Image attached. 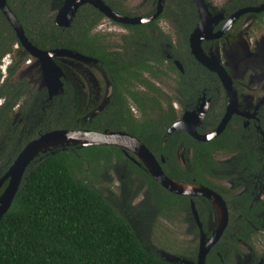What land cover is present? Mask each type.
Returning a JSON list of instances; mask_svg holds the SVG:
<instances>
[{
    "label": "flooded vegetation",
    "instance_id": "obj_1",
    "mask_svg": "<svg viewBox=\"0 0 264 264\" xmlns=\"http://www.w3.org/2000/svg\"><path fill=\"white\" fill-rule=\"evenodd\" d=\"M106 1L104 4L116 14L143 20L123 23L102 13L99 25L109 22L121 29L103 33L108 50L123 51L128 40L136 39L135 52L141 65L145 61V69L139 70L129 88L145 105L144 110L122 88L120 96H115L107 68L102 69L97 59L94 63L66 56L56 58L64 65H68V60L80 66L93 65L103 76L99 104L106 109L109 123H120L115 111L121 109V101L136 113L130 111L136 124L150 118L158 127L165 125L166 120L162 119L166 116L173 118L164 126V141L170 137L166 148L184 173L171 179L190 189L206 190L200 195L169 192L183 200L171 201L166 219L177 218L198 239L196 249L189 252L193 261L201 239L208 241L223 226L210 245L204 264H264V0ZM134 25H138L136 31L131 29ZM64 77L59 94L64 92ZM21 82L29 86L25 78L18 84ZM28 88L25 96L31 93ZM41 90L46 91L47 101L52 100L45 87ZM37 92L31 95L35 101L39 99ZM72 92L77 97L81 95L78 87ZM114 97L119 100L117 103L113 102ZM30 99L22 120L15 123L12 118L11 135H28L32 132L31 123L41 120L38 115H31ZM20 101L15 105L18 111ZM43 101L42 98L34 105ZM93 117L83 119L90 121ZM179 120H183L181 129L168 133ZM190 129L201 136L216 134L199 140L188 132ZM123 154L142 166L133 154ZM153 156L160 166L165 163L162 154ZM3 185L5 188L7 180ZM176 257L185 258L166 255L165 259Z\"/></svg>",
    "mask_w": 264,
    "mask_h": 264
},
{
    "label": "trees",
    "instance_id": "obj_2",
    "mask_svg": "<svg viewBox=\"0 0 264 264\" xmlns=\"http://www.w3.org/2000/svg\"><path fill=\"white\" fill-rule=\"evenodd\" d=\"M63 1L6 0V3L33 46L41 50L64 48L97 59L102 69L107 68L115 86V96H120L119 89L122 88L140 110H144L145 105L129 88L133 87L139 70L145 69V61L141 65L135 52L136 39L128 40L123 51L108 50L105 34L94 31L103 14L90 4L80 6L68 26H57L56 9ZM137 27L134 25L131 29L136 31ZM6 54H18L19 60H11L6 66V76L0 82V178L30 140L57 129L125 131L156 156L163 155L165 163L161 168L167 177L176 179L184 173L166 148L170 137L164 141L165 127L173 118L162 119L166 120L165 127H155L150 118L136 124L126 103L121 101V109L115 111L120 123H109L106 109L86 121L84 114L76 109L77 94L67 84H64V92L50 101H47L45 90L35 93L39 101L44 100L37 106L30 96V113L41 120L31 123L32 132L28 135H11L13 108L29 86L26 82L18 84L9 79L16 67L27 59V51L0 11V63ZM112 100L114 103L119 101L116 97ZM112 164L139 178L158 213L168 211L172 200H183L161 187L143 165L131 161L116 146L68 145L53 153L47 151L26 167L10 206L0 217V264H179L167 262L158 250L147 247L126 218L83 174L86 167L95 171V168ZM2 185L0 191L4 189ZM214 260L218 261L215 255Z\"/></svg>",
    "mask_w": 264,
    "mask_h": 264
},
{
    "label": "rangeland",
    "instance_id": "obj_3",
    "mask_svg": "<svg viewBox=\"0 0 264 264\" xmlns=\"http://www.w3.org/2000/svg\"><path fill=\"white\" fill-rule=\"evenodd\" d=\"M120 30L114 24L107 22L106 24L98 25L94 31L107 34L109 32L117 33ZM14 58L17 62L19 60L18 54H6L2 58L0 63L1 79L7 74L6 72L4 73L5 67ZM25 58L27 59L16 67L15 73L11 78L13 82L17 83L25 78L32 93L24 95L21 99L19 111L16 106L14 107L12 118L15 123L18 119L22 120L24 114H26V101L33 92L44 88L38 61L31 57L28 52ZM55 62L62 69L66 84L71 91L75 90V87H78L81 91L80 97H77L76 109L78 112H82L85 119H90L102 111L103 104H99V100L103 96L104 79L98 70L93 65L85 64L80 66V64L72 60L67 61L68 65L61 64L62 61L60 63L58 58H55ZM73 100L71 98V101ZM36 101H38L36 103H39V99ZM91 108L92 110L89 112ZM130 111L132 110L130 109ZM132 112L136 114L134 111ZM24 133L27 132L24 131ZM83 171L86 179L91 180L94 186L102 192L106 200L126 218L138 238H141L147 247L158 250L159 255L161 254L160 257L163 259H165L166 255L183 256L184 254H186L185 258L191 259L189 252L196 249L198 239L186 230V225L175 220L177 218L167 220V211L163 214L157 212L158 210L155 208L150 193L144 184L138 180L139 178L115 164L107 165L103 168L100 167L99 169L95 168V171L86 167ZM3 191L4 189L0 191V195Z\"/></svg>",
    "mask_w": 264,
    "mask_h": 264
},
{
    "label": "water",
    "instance_id": "obj_4",
    "mask_svg": "<svg viewBox=\"0 0 264 264\" xmlns=\"http://www.w3.org/2000/svg\"><path fill=\"white\" fill-rule=\"evenodd\" d=\"M86 3L91 4L101 13L108 15L119 22L138 23L143 21L138 18H128L116 14L108 6H106L102 0H64L60 8L57 9L55 15V24L62 27L68 26L78 8ZM0 11L5 16L10 26L13 28L22 47L31 57L38 61L41 72L42 86H44L47 90L48 99H51L54 95L61 93L63 90L61 77L64 76V73L62 69L56 64L54 60L56 57L66 56L69 58L78 59L83 62H97L96 59L83 56L79 53L73 52L72 50L64 48H56L51 50H41L36 48L25 37L20 23L8 7L6 0H0ZM182 121L183 120H179L175 122L168 129V133H171L174 130H180V124H182ZM188 132L199 140L212 137L216 134V132H214L208 136H201L196 134L194 129H190ZM68 145H78L79 147L92 145L116 146L120 148L125 154L128 155V153H131L137 159H140L142 165L151 175L152 179L166 191L179 195H200L204 193L205 189H190L189 185L167 177L149 149L139 139L127 132L106 130L100 132L87 129H57L45 132L30 140L19 152L6 173L0 178V186L5 180H7V185L0 195V217L10 206V203L18 189L20 180L29 163L39 154H44L47 151L53 153L57 148H64ZM222 229L223 226L215 230L213 236L208 241L204 242L201 239V244L199 245V250L195 261L187 260L185 258L180 259L178 257L168 259L166 261H179L180 264H204L206 253L210 245H212L217 240L222 232Z\"/></svg>",
    "mask_w": 264,
    "mask_h": 264
},
{
    "label": "bare ground",
    "instance_id": "obj_5",
    "mask_svg": "<svg viewBox=\"0 0 264 264\" xmlns=\"http://www.w3.org/2000/svg\"><path fill=\"white\" fill-rule=\"evenodd\" d=\"M87 4H89V3H87ZM11 9V8H10ZM22 26V25H21ZM23 29V28H22ZM25 35V34H24Z\"/></svg>",
    "mask_w": 264,
    "mask_h": 264
}]
</instances>
